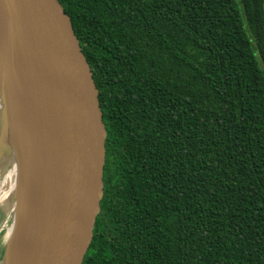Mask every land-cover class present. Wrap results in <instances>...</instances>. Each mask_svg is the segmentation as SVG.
I'll use <instances>...</instances> for the list:
<instances>
[{"label": "trees", "instance_id": "1", "mask_svg": "<svg viewBox=\"0 0 264 264\" xmlns=\"http://www.w3.org/2000/svg\"><path fill=\"white\" fill-rule=\"evenodd\" d=\"M106 137L83 264H264V0H58Z\"/></svg>", "mask_w": 264, "mask_h": 264}, {"label": "water", "instance_id": "2", "mask_svg": "<svg viewBox=\"0 0 264 264\" xmlns=\"http://www.w3.org/2000/svg\"><path fill=\"white\" fill-rule=\"evenodd\" d=\"M0 87V158L8 153L13 164L4 182L18 181L2 198L14 207L0 264H83L103 197L107 132L58 0H0ZM0 223L1 234V213Z\"/></svg>", "mask_w": 264, "mask_h": 264}, {"label": "rangeland", "instance_id": "3", "mask_svg": "<svg viewBox=\"0 0 264 264\" xmlns=\"http://www.w3.org/2000/svg\"><path fill=\"white\" fill-rule=\"evenodd\" d=\"M0 123H1V114H0ZM1 133V130H0ZM12 159L8 153L4 154L2 158H0V193L9 191L11 189V186L13 184V179H10L6 182H4L5 175L12 169ZM11 197H7L4 199H1L0 201V213L2 214V233L0 234V237L3 239V245H0V254L5 249L6 245V235H7V218L8 216H12V210L14 207V203L10 200ZM1 226V223H0Z\"/></svg>", "mask_w": 264, "mask_h": 264}, {"label": "bare ground", "instance_id": "4", "mask_svg": "<svg viewBox=\"0 0 264 264\" xmlns=\"http://www.w3.org/2000/svg\"><path fill=\"white\" fill-rule=\"evenodd\" d=\"M2 96V88L0 87V97ZM9 134L11 136V131H10V128H9ZM12 138V136H11ZM11 176L15 177V176H18V170H17V167L14 168V170L10 173ZM11 190L17 192L18 190V181H16V183L13 185V187L11 188ZM11 190L7 191V192H2L0 193V199H2L3 197H6L7 195H9L11 193ZM15 231V232H14ZM11 229L10 230V234L12 235V237H14V239L16 240V238H18L19 236V232H20V228L17 226L16 229Z\"/></svg>", "mask_w": 264, "mask_h": 264}]
</instances>
